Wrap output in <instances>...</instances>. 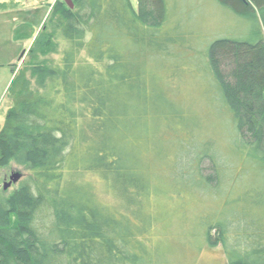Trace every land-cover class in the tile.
I'll return each instance as SVG.
<instances>
[{"label": "trees", "instance_id": "1", "mask_svg": "<svg viewBox=\"0 0 264 264\" xmlns=\"http://www.w3.org/2000/svg\"><path fill=\"white\" fill-rule=\"evenodd\" d=\"M72 1L44 0L43 33L15 32L35 39L13 69L0 168L28 173L0 193V264H165L219 244L227 264H264V0H215L246 29L213 39L175 0ZM55 33L67 46L49 65ZM191 198L220 210L198 211L187 244Z\"/></svg>", "mask_w": 264, "mask_h": 264}, {"label": "rangeland", "instance_id": "2", "mask_svg": "<svg viewBox=\"0 0 264 264\" xmlns=\"http://www.w3.org/2000/svg\"><path fill=\"white\" fill-rule=\"evenodd\" d=\"M56 1L57 0H48L50 4H54ZM61 1L66 3L69 7L67 0ZM131 3L138 11L139 0H131ZM44 4V0H0V131L5 124L8 111L13 107V101L10 97L9 89L17 74L16 72L28 64L30 59V49L35 39V37L32 40L22 38L20 41H17L15 39V32L18 28L25 27L26 32L34 31L35 36L39 33H43L44 26L52 10H47V8L44 7ZM179 6L180 10H192L191 14L190 12L189 14L186 12V15L188 16L186 19L188 18V21L192 22L194 36L201 35L205 39L224 37L226 35L238 36L246 29V27L234 15L219 6L215 0H175L174 7L179 8ZM48 28L50 29L51 27L49 26ZM54 43L57 46V53L51 54L47 58L41 59L40 57V61L46 59L48 64L51 65L60 59V55L66 49L67 45L62 36L58 33H55ZM194 47L196 49L201 48L198 42ZM24 52L25 54L23 55ZM194 56L195 51L192 50H189L188 53L184 55L186 58L192 57L191 60L184 58L186 59V61L182 62L184 69H192L193 63L190 61L194 62ZM13 69H15L16 72H14ZM27 76L30 78V73H28ZM201 101L203 105H207L208 103L205 98H202ZM201 113L197 114L200 118L204 116L205 120L207 119V126L210 125L208 120L209 116L218 118L217 122L213 117L214 122L212 125H216L215 132L219 137L222 132L225 131L223 128L220 130L218 128L220 122L219 117L216 116L214 112L209 113L208 108L205 106L202 107ZM13 173H20L24 176L28 172L26 169L14 164H10L9 167L6 168H0L1 194L10 195L18 187V185H12L6 192L3 191V184L9 182ZM104 199L109 202L107 198ZM192 199L193 198L189 200V205L187 207H183L185 210L184 214L179 218L183 220L185 219L186 222L182 221V223H184L183 226L177 224L179 231H189V234L186 233L185 236L187 237V244H193L190 235L193 230H196L197 228L195 221L198 217V211L203 210L210 217H214L213 214L220 210L219 203L211 204L209 203V200L198 203L196 200ZM176 204L177 203L168 207V210L170 212H175ZM181 213H183V210L179 208L174 215L179 217ZM174 221L175 219H169L168 224H173ZM177 231V228L174 227V229L166 232L169 238L165 241L164 245L168 250H174L176 248V240H173V236ZM190 246L193 247V245ZM165 264H227V260L225 252L220 244L214 247L205 245L197 258H195L190 247L186 246L182 254L168 257Z\"/></svg>", "mask_w": 264, "mask_h": 264}, {"label": "water", "instance_id": "3", "mask_svg": "<svg viewBox=\"0 0 264 264\" xmlns=\"http://www.w3.org/2000/svg\"><path fill=\"white\" fill-rule=\"evenodd\" d=\"M67 4L70 6L71 9H74V5L72 4V1L67 0ZM24 54L25 52L23 53V55ZM21 178H22V175L20 173H13L9 179V182L4 184V187H3L4 191H7L8 188L11 187L12 185L18 184Z\"/></svg>", "mask_w": 264, "mask_h": 264}, {"label": "bare ground", "instance_id": "4", "mask_svg": "<svg viewBox=\"0 0 264 264\" xmlns=\"http://www.w3.org/2000/svg\"><path fill=\"white\" fill-rule=\"evenodd\" d=\"M71 1H72V0H71ZM72 4H73V1H72ZM73 5H74V4H73ZM69 8H70V6H69ZM70 9H71V8H70ZM71 10H73V9H71ZM21 180H22V178H21ZM21 180H20V181H21ZM20 181L18 182V184L20 183ZM5 183H8V182H5ZM5 183H4V184H5ZM4 184H3V187H4ZM18 184H16V185H18ZM3 191H4V189H3ZM4 192H6V191H4Z\"/></svg>", "mask_w": 264, "mask_h": 264}]
</instances>
